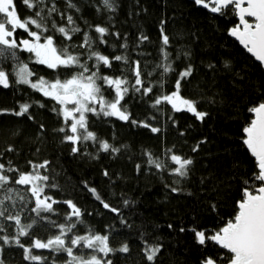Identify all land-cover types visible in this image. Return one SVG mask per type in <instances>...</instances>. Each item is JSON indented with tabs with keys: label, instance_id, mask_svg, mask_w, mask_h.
Returning <instances> with one entry per match:
<instances>
[{
	"label": "trees",
	"instance_id": "trees-1",
	"mask_svg": "<svg viewBox=\"0 0 264 264\" xmlns=\"http://www.w3.org/2000/svg\"><path fill=\"white\" fill-rule=\"evenodd\" d=\"M54 2L59 12L53 13L51 20L66 24V18L62 19L60 13L65 17L70 14L81 29L70 42L59 33L49 31L58 46L79 45L87 31L96 41V50L110 58L115 55L128 57V64L113 61L111 68H102V74L120 76L124 73L134 83L132 62L140 61L144 86L151 84L153 90L147 96L130 91L125 97L122 104L131 114L129 121L88 114L89 130L100 140L119 148V152L99 151L97 143L86 141L78 143L79 151L73 153L72 143L64 140L65 133L58 131L64 126V120L53 111L54 106L59 107L56 102L27 85H17L15 77L11 76L8 88L0 86V109L9 110L0 114V164H4V174L10 177L4 189H0V199L12 196L11 200L4 201L6 215L18 213L25 225L32 223L36 216L31 211L35 200L31 192L26 191L29 186L14 182L18 179V171L6 170L12 167L30 172L29 161L36 164L48 161L41 174L49 177V185L57 187L46 188L45 194L59 203L53 204V212L44 215L58 224L65 223L71 210L63 201L71 200L81 210L83 222L76 225L74 232L68 233L69 237L84 235L89 230L110 237V247L115 251L106 257L103 253H97L98 256L112 264H202L209 256L217 264H227L226 250L211 240L204 245L198 244L191 229L207 230L211 235L222 227L235 215L244 180L258 171L255 158L243 144V128L254 118L248 109L264 100V69L230 35V29L239 23L233 7L226 8L221 15L211 12V5L205 8L195 0H115L116 10L109 11L103 8L101 0H73L79 8L77 12L66 9V0ZM52 3L53 0H45L48 7ZM14 5L21 19L32 14L33 10L28 9L23 0H14ZM96 25L108 28V35L104 37L106 44L99 43L94 31ZM161 29L169 37L166 50L175 69L164 77H161V70L156 69L163 59ZM26 35L22 30L16 33L18 40ZM141 35L148 39L141 42ZM123 44H127L126 49L121 47ZM76 51L84 52L83 58L87 59L86 50L77 48ZM17 55L19 60L28 63L37 77L56 78L57 72L36 64L30 53L19 51ZM189 64L193 72L182 81L180 94L196 101L197 109L208 114L203 120L186 110L175 112L167 103L152 107L158 95L175 89L180 71ZM3 67L12 72L15 62L4 60ZM74 71L77 69L61 70L60 78L66 79ZM162 79L163 87L160 85ZM105 94L109 99L114 95L107 89ZM24 102L32 104L29 112L22 116L12 114L19 111V105ZM132 120L150 127H144L143 123L133 124ZM153 127L159 131L152 132ZM66 132L71 134L67 129ZM197 144L199 148L193 152ZM168 149L193 160L186 178L170 173L176 165L170 161ZM146 153L165 163L166 168L149 165ZM177 180L179 183L175 182ZM172 187L179 191H171ZM9 188L13 189L11 193L7 192ZM90 188H95L106 203L119 211L105 209ZM21 196L24 199L21 200ZM124 201L129 203L125 205ZM72 222H76L75 218ZM29 231L31 236L20 237L25 247L31 246L33 237L46 241L58 229L43 220ZM16 234L15 221L0 217V237L11 238ZM142 234L144 239H141ZM145 242L161 248L153 262L145 257ZM125 243L129 251H119ZM74 253L90 254L91 250L74 249ZM32 254L46 259L25 260L23 248L0 240L2 264H65L68 260L67 253L50 249L33 248Z\"/></svg>",
	"mask_w": 264,
	"mask_h": 264
},
{
	"label": "snow or ice",
	"instance_id": "snow-or-ice-1",
	"mask_svg": "<svg viewBox=\"0 0 264 264\" xmlns=\"http://www.w3.org/2000/svg\"><path fill=\"white\" fill-rule=\"evenodd\" d=\"M23 3L33 11L31 15L21 19L14 5V0H0V86L8 88L10 77L14 76L17 85H27L44 97L55 101L59 107L54 106L53 111L62 116L64 120V126L58 131L65 133L64 140L72 143L73 153L79 151L78 143L86 141L97 143L99 151L119 152V148L114 147L106 140H100L96 133L89 130L88 114L116 117L122 121L131 119L127 107L122 104L125 97L130 91L147 96L153 90L151 84L148 87L144 86L140 61L132 62L134 67L131 68V72L134 76V83H131L124 73L120 76L102 74V68H111L113 61H123L128 64V57L115 55L110 58L108 55L96 50V41L91 38L87 31L83 33V40L79 45L67 43L62 47L58 46L54 35L48 33L49 31L59 33L64 40L70 42L73 35L81 31L73 16L69 14L65 17L64 13H60L62 19L66 18L67 23L57 24L55 20H51L53 13L59 12L54 0L51 7L45 4V0H23ZM195 3L203 5L205 8H209L211 5L210 11L221 15L224 14L226 8L233 7V11L239 17V23L230 29V34L239 40L247 52L251 53L256 60L264 65V0H195ZM101 4L106 10H116L115 0H101ZM66 9H75L79 12V8L73 3V0H66ZM100 10L98 7L97 11ZM49 20H51V28H49ZM19 30L27 35L18 40L16 33ZM94 31L99 36V43L106 44L107 41L104 37L108 35V28L96 25ZM114 35L118 37L119 33ZM161 37L162 47L160 52L163 59L156 66V69H160L161 77H164L169 72H175V69L166 50L169 37L164 34L163 29H161ZM139 39L143 42L148 38L141 35ZM121 47L126 49L127 44H123ZM77 48L86 50L87 59L83 58L84 52L76 51ZM19 51L30 53L36 64L44 65L48 69L57 72L56 78L49 80L45 79L44 76L37 77V74L29 68L28 63L19 60L17 55ZM185 55L188 56L190 53H185ZM7 59L15 62L12 72H7L3 67V62ZM90 61L95 62L90 64ZM227 66L228 62L226 61L225 67ZM209 67L212 66L209 65ZM74 68L77 71L72 72L71 76L66 79L60 78L59 72L61 70L67 72ZM156 69H153V71H156ZM192 72L193 67L191 64L180 71L175 82V89L170 93L162 92L158 95L154 99L152 107L157 108L167 103L171 105L172 110L175 112L186 110L193 113L196 119L203 120L208 114L197 109L196 101L184 98L180 94L182 81L191 76ZM151 74L148 73V75ZM160 85L163 87V79L160 81ZM106 89L114 93L111 99L106 96ZM31 106L32 104L29 102L21 103L19 111H14L12 114L16 116L25 115L29 112ZM8 111V109H0V114ZM248 111L254 114V118L243 128L245 134L243 144L255 158L258 171H254L250 179L244 180L242 198L237 201L235 215L228 219L222 227L211 235L207 234V230L191 229L198 244L204 245L206 241L211 240L219 245L221 249L226 250L228 253L225 257L227 264H264V100L250 107ZM131 122L133 124L143 123L135 120ZM143 126L150 127L147 123H143ZM66 129L71 134H67ZM151 131L158 132L159 129L153 127ZM198 148L199 144L192 151L196 152ZM8 150L11 151L12 149L9 148ZM167 152L170 153V161L176 165V167L170 169V173L180 178H186L193 160L175 154L172 149H168ZM146 154L149 165H154L157 169L166 168L165 163L158 158L154 159L151 153ZM29 164L31 165L30 172L19 171L12 167H9L6 171H18V179H15L14 182L29 186L26 191H30L32 198L35 200V207L31 211L36 216L33 218L32 223L25 225L22 224L18 213L6 215L8 210L3 207L4 201L11 200L12 196L5 195L3 199H0V217L6 216V219L15 221L17 234L11 238L2 236L0 240L4 244L14 243L23 248L25 260L43 261L46 259L39 255H33L32 249L35 248L50 249L56 253H67L68 260L65 261V264H112L110 260L104 259L108 253L115 251L110 247V237L108 235H101L89 230L84 235L68 236V233L74 232L78 223L83 222L81 220V210L71 200L63 201L71 210L65 217V223L58 224L44 215L53 212V204L59 203L46 195L45 190L48 187H57V185H49L47 183L49 177L41 174V169L47 167L48 161L39 164L29 161ZM4 170V164H0V189H4L10 180V177L4 174ZM104 175L107 176L108 173L105 172ZM175 182L179 183V180ZM256 182H259V184ZM12 191L11 188L7 189L8 193ZM89 191L105 209H110L112 212L119 211L106 203L95 188H90ZM171 191L177 192L179 189L172 187ZM19 198L24 199L23 196ZM124 203L127 205L129 201H124ZM72 218H75V223L72 222ZM43 220H47L50 226L58 229V232L49 236L46 241L33 237L31 246L25 247L21 243L20 237L31 236L29 229H32L34 225ZM181 231H184V229L182 228ZM141 239H144V234L141 235ZM66 240H68V243H66ZM74 249H90L91 253L76 255ZM160 250L159 245H150L147 242H145L143 249L149 262L155 260ZM119 251L128 252L127 243L123 244ZM97 253H103L104 257L98 256ZM202 264H217V262L209 256L202 261Z\"/></svg>",
	"mask_w": 264,
	"mask_h": 264
},
{
	"label": "water",
	"instance_id": "water-1",
	"mask_svg": "<svg viewBox=\"0 0 264 264\" xmlns=\"http://www.w3.org/2000/svg\"><path fill=\"white\" fill-rule=\"evenodd\" d=\"M246 6V5H245ZM237 18H238V21H239V17L237 16ZM247 18V17H246ZM248 19H251V18H248ZM231 35V34H230ZM232 36V35H231ZM232 38L233 39H235L239 44H240V42H239V40L236 38V37H234V36H232ZM240 46L241 47H243V45H241L240 44ZM244 48V47H243ZM245 49V48H244ZM246 50V49H245ZM247 51V50H246ZM249 53V52H248ZM250 55H252L251 53H249ZM253 56V55H252ZM254 57V56H253ZM255 58V57H254ZM255 60H256V58H255ZM258 63H260L258 60H256ZM261 64V63H260ZM262 65V64H261ZM262 67H263V69H264V65H262Z\"/></svg>",
	"mask_w": 264,
	"mask_h": 264
}]
</instances>
